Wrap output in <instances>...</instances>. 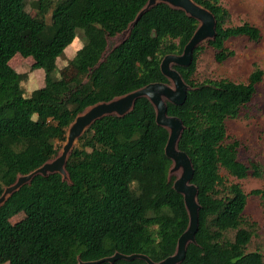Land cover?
I'll return each instance as SVG.
<instances>
[{"label": "trees", "instance_id": "1", "mask_svg": "<svg viewBox=\"0 0 264 264\" xmlns=\"http://www.w3.org/2000/svg\"><path fill=\"white\" fill-rule=\"evenodd\" d=\"M193 1L213 14L216 26L214 39L194 51L188 67H174L190 90L183 105H167L168 115L184 126L178 149L192 162L200 206L196 244L187 247L181 264H264L259 250H248L256 225L244 220L246 195L240 184L220 174L223 170L238 180L264 175V162L239 158L240 143L229 140L226 126L248 116L263 72L254 68L244 83L194 80L205 47L221 64L234 55L226 42L239 37L258 42L261 34L247 22L230 25L220 0ZM146 2L35 0L32 15L28 0H0V197L19 176L57 156L68 126L84 109L167 82L159 68L162 57L181 54L197 28L182 11L164 4L150 9L124 42L104 55L108 39L127 29ZM78 31L85 43L69 61L74 75L68 81L57 72L56 61ZM27 41L48 50L42 62L44 85L28 95L21 85L27 75L14 71L6 54ZM167 138L145 98L122 118L96 121L67 159L69 181L59 174L36 176L0 207V258L6 264H78L115 253L145 255L153 262L173 255L188 215L173 190L175 177L168 178ZM252 194L264 206V191ZM21 213L25 218L12 224ZM19 247L26 251L21 259Z\"/></svg>", "mask_w": 264, "mask_h": 264}, {"label": "water", "instance_id": "2", "mask_svg": "<svg viewBox=\"0 0 264 264\" xmlns=\"http://www.w3.org/2000/svg\"><path fill=\"white\" fill-rule=\"evenodd\" d=\"M160 4H164L173 10L182 11L186 16L197 22V28L184 46L182 53L179 55L167 54L162 57L159 68L167 82L151 83L125 95L115 97L108 102H100L84 109L68 126L65 142L60 151H58L57 156L45 162L28 175L19 176L13 185L4 189L0 197L1 207L13 193L30 183L36 176L47 177L52 174H59L63 181H69L65 165L78 139L85 131L96 121L105 117L115 116L122 118L126 116L133 110L138 99H147L154 110L156 124L165 129L168 134L164 147V154L171 162L168 178L175 177L172 187L183 199L188 215L187 228L178 238L174 254L159 262H153L145 255L115 253L98 261L79 262L78 264H113L118 260L132 261L135 259L142 260L146 264H181L185 259L187 247L196 244L195 236L198 231L200 206L197 200V187L192 183L194 168L187 154L178 149V143L184 130L183 123L179 118L168 115L167 105L181 106L184 104L190 87L184 82L174 67H188L192 63L194 51L199 46L214 39L215 18L209 10L198 5L193 0H147L145 6L139 11L134 21L128 25L127 29L115 36V38H120L121 40L116 42L113 48L124 42L131 29L146 12ZM107 52L106 50L104 55Z\"/></svg>", "mask_w": 264, "mask_h": 264}, {"label": "rangeland", "instance_id": "3", "mask_svg": "<svg viewBox=\"0 0 264 264\" xmlns=\"http://www.w3.org/2000/svg\"><path fill=\"white\" fill-rule=\"evenodd\" d=\"M33 1L35 0H28L29 5L27 6V11L32 15L35 14L30 6ZM220 3L230 13V25L237 26L247 22L259 29L261 38L258 42H251L242 37L229 40L225 45L234 52V55L221 64L214 61L212 50L205 47L197 60L194 80L197 83L222 79L244 83L254 68H259L263 72L262 81L257 86L249 107L248 116L231 120L226 124L229 140H237L240 143L239 158L244 162L253 161L262 164L264 162V0H220ZM120 40L115 37L108 39L107 51H110V47ZM83 43L85 40L82 33L78 31L76 38L64 49L56 61L57 72L68 81L74 75V69L68 65L69 61ZM47 51L45 46L33 41H27L23 47L18 49L12 47L6 51L9 66L17 73L26 74L28 77L21 84L26 95L44 85L42 62L48 55ZM220 174L228 183L240 184L246 195L243 217L246 222L256 225V235L248 246V250H259L264 258V206L260 196L252 194L255 190L264 191V175L262 178L249 177L238 180L223 170ZM173 208L179 215L177 201L173 202ZM24 218L25 215L21 213L14 216L11 222L16 225ZM25 254L26 251L19 247L18 259L23 258ZM5 262V257H1L0 263L6 264Z\"/></svg>", "mask_w": 264, "mask_h": 264}]
</instances>
